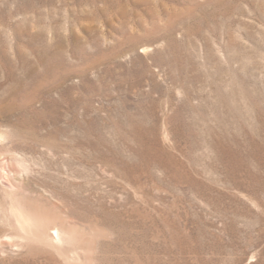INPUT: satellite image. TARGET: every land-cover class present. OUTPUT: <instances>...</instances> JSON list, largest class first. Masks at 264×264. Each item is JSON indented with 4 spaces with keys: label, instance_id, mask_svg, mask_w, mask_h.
<instances>
[{
    "label": "rangeland",
    "instance_id": "rangeland-1",
    "mask_svg": "<svg viewBox=\"0 0 264 264\" xmlns=\"http://www.w3.org/2000/svg\"><path fill=\"white\" fill-rule=\"evenodd\" d=\"M0 264H264V0H0Z\"/></svg>",
    "mask_w": 264,
    "mask_h": 264
},
{
    "label": "bare ground",
    "instance_id": "bare-ground-1",
    "mask_svg": "<svg viewBox=\"0 0 264 264\" xmlns=\"http://www.w3.org/2000/svg\"><path fill=\"white\" fill-rule=\"evenodd\" d=\"M56 231H58V230H56Z\"/></svg>",
    "mask_w": 264,
    "mask_h": 264
}]
</instances>
